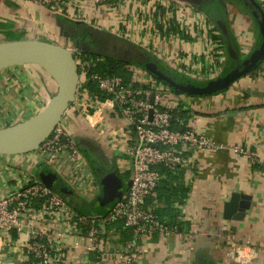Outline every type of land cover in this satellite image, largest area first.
<instances>
[{"label": "crops", "instance_id": "crops-1", "mask_svg": "<svg viewBox=\"0 0 264 264\" xmlns=\"http://www.w3.org/2000/svg\"><path fill=\"white\" fill-rule=\"evenodd\" d=\"M258 1L264 6V0ZM220 2L226 5H223V11L241 54L249 55L257 43V26L242 9L229 13L230 6L239 8L233 1ZM79 6L86 18L83 22L121 37L127 34L129 24L126 21L132 17L130 3L125 5L128 9L126 14L103 5L97 9L86 3ZM65 17L30 0H0V41L45 38L62 44L69 41L64 33L66 24L62 19ZM132 21L135 26L129 40L167 55L171 62L177 59L175 68H172L175 71L184 74L191 65L204 62L206 45L203 41L171 37L169 29L157 32L143 25L140 17ZM54 86L50 77L32 64L0 71L1 127L37 113L53 93ZM179 97L182 109L188 112L187 124L205 133L221 148L197 151L193 165L184 171V183L189 192L186 199L177 204L183 235L169 233L162 237L156 234L151 239L139 240V264H264V60L252 75L241 77L224 92L206 97ZM10 116H13L11 120ZM68 120V114H64L61 122L68 125ZM73 127L72 140L81 147L88 164L80 175L81 181L85 182L79 183L81 187L86 185V181L98 185L90 165L89 148L105 157L111 155L123 179L125 173H129V178L124 181L131 179L130 162L124 153L95 131L88 132L78 124ZM234 145L242 146L256 159L234 153L231 148ZM40 163L43 162L38 161L35 153L0 155V196L14 185L13 178L18 170L34 174V167ZM232 192L250 198V207L241 220H227L222 216L224 203ZM73 193L81 202L93 205L98 214L110 209L109 205L97 203L99 192L94 197ZM97 227L96 253L86 254L88 239L78 228L69 230V240L64 233L68 247L63 246L58 254L61 257L59 264H123L115 255L127 240L123 228L117 222L102 225L99 221ZM238 247H243L240 254L237 253Z\"/></svg>", "mask_w": 264, "mask_h": 264}, {"label": "built area", "instance_id": "built-area-1", "mask_svg": "<svg viewBox=\"0 0 264 264\" xmlns=\"http://www.w3.org/2000/svg\"><path fill=\"white\" fill-rule=\"evenodd\" d=\"M30 1L77 21L86 19L79 6L81 3L92 5L95 9L103 5L124 14L128 12L125 5L130 3L132 17L126 21L129 24L127 34L122 37L129 40L135 26L132 19L140 17L143 25L157 32L169 29L171 37L203 41L206 45L204 62L191 65L184 72L197 80L204 75H212L216 68L222 70L225 62L222 50L209 35L212 25L206 15L179 0ZM62 45L72 52L78 72L76 96L69 108L73 107V113L81 116L99 137L105 134L100 124L104 110L108 111L110 120H123L124 125H118V131L127 132L125 141L118 145L110 144L129 159L131 184L105 215L84 216L77 214L37 175L18 170L13 178L14 185L0 196V264H59L61 257L58 254L63 246L68 247L64 233L69 240V230L77 228L87 236L86 254L96 253L97 221L102 225L120 221L124 227L131 229L132 239L126 240L115 255L123 264H139V240L151 239L156 234L162 237L169 233L183 235L177 225L160 223L154 208L148 205V198L156 197L157 184L163 177L157 168L163 165L171 170L186 171L193 165L197 151H215L221 146L174 115L178 107L182 109L179 96L185 95L174 93L164 83L134 65L124 67L128 73L127 80L95 71L93 68L101 62L100 59L83 54L69 41ZM172 60L171 67L175 68L177 59ZM90 84L97 86L104 99L90 89ZM173 126L179 128L174 129ZM71 136L60 122L34 153L38 161L48 164L57 174L59 169L62 173L68 170L67 185L73 191L83 197H94L99 192L97 184L87 181L82 187L79 184L82 182L81 172L88 168V164ZM231 148L238 155L256 159L242 146ZM242 249L238 247L237 253L240 254Z\"/></svg>", "mask_w": 264, "mask_h": 264}, {"label": "water", "instance_id": "water-1", "mask_svg": "<svg viewBox=\"0 0 264 264\" xmlns=\"http://www.w3.org/2000/svg\"><path fill=\"white\" fill-rule=\"evenodd\" d=\"M243 2L258 21L260 40L251 57L242 60L235 49L229 29L217 24L224 40L227 55L233 66L207 82L200 84L188 80L183 75L168 73L160 66V61L150 52L136 43L87 24L83 21L72 22V30L79 37V43L85 51L107 56L114 60L134 65L164 83L171 91L188 97H206L224 92L238 79L252 75L264 60V9L258 0H239ZM208 15V11L202 8ZM71 41V40H70ZM32 64L41 69L55 83V91L45 105L31 117L0 128V155L14 156L34 153L39 146L52 134L55 127L62 121L65 112L75 100L78 72L72 52L62 44L45 38H27L0 41V71L16 66ZM92 172L99 187L97 203L115 204L124 190L131 184V179L124 181L116 167L104 170L91 163ZM34 174L50 189L60 195L67 203L74 196L73 191L48 164L40 163L34 167ZM250 198L238 192H232L224 203L223 218L241 220L250 207Z\"/></svg>", "mask_w": 264, "mask_h": 264}, {"label": "trees", "instance_id": "trees-1", "mask_svg": "<svg viewBox=\"0 0 264 264\" xmlns=\"http://www.w3.org/2000/svg\"><path fill=\"white\" fill-rule=\"evenodd\" d=\"M233 1L236 5L239 6L240 9H242V11L245 14H248L249 17L252 19L253 23L257 26V30H258V38H257V43L260 40V32H259V27H258V21L255 18L254 14L248 10V8L246 7V5L239 1V0H231ZM218 5V11H217V16L223 23V25H225L230 32V36L233 40V44L235 49L238 51L239 55L242 57L243 60H248L251 57V54L254 52L256 46L254 48V50L246 56H243L240 52L239 46L237 44L236 41V37L234 36V33L228 23V19L226 17V14L224 13V7H222L220 5L219 2H217ZM261 4V3H260ZM262 5V4H261ZM198 6V5H197ZM263 9L264 6L262 5ZM203 8V7H201ZM209 13V12H208ZM206 14V13H204ZM207 15V14H206ZM210 15V16H209ZM207 15V21L212 25L211 30L209 31V35L211 36V38L217 42V44L219 45L218 49L222 50L223 54H224V65L223 68L220 72L219 75H221L222 73L226 72L227 70H229L232 66H233V62L232 60L229 59L228 55H227V51H226V46H225V40L221 34V32L219 31V29L216 27V17L211 14ZM63 22L66 24V30H65V34L67 35V38L69 39V41L74 44L75 46H77L82 52L83 54L90 56L94 59H100V63L96 65V67H94L93 69L95 71H98L100 73H106V74H110V75H116V76H120L122 78H124L125 80H127L128 77V73L125 70V66L127 65L126 63L114 60L110 57L107 56H101L98 55L96 53H91L88 51H85V48L82 44H80L79 41V37L77 36V34L72 30L71 25H73L72 22H68L65 18L62 19ZM211 21V22H210ZM161 28V27H159ZM150 54L157 58L154 54H152L150 52ZM160 61V66L163 67L165 70H167L168 73L171 74H176V75H183L186 79L188 80H195L200 84H203L205 82H207L208 80H197V79H193L185 74L179 73L178 71H175L173 69H171L170 67H167L159 58H157ZM218 75V76H219ZM90 89L97 93L98 96H100L101 99H104V96L101 95L97 89V86L94 84H90ZM178 95H182L181 93L178 92H174ZM187 111L181 109V107H178L175 111H174V115L178 118L184 119L186 121L187 119ZM173 124L175 125V121L173 122ZM174 129L179 128L177 126H173ZM78 148L82 151L80 146H78ZM158 171L161 173V175L163 176L156 187V197L154 198H148V205L152 206L154 208V214L156 216V219L166 225V226H171V225H177L179 230L182 229V223L178 222L179 221V209L177 204L182 203L186 197L187 194L189 192V188L187 185H185L184 183V170H171L163 165L159 166ZM123 178V177H122ZM129 178V173L126 172L125 173V177L124 179ZM67 184V183H66ZM69 187V186H68ZM70 188V187H69ZM67 204L79 215H84V216H96V215H105L106 213L103 214H98L97 212H95L93 210V205H86V203L81 202L80 200H78L76 198V196H72ZM108 207H111L112 205L108 204ZM117 223H119V227L123 228V234L125 235L127 240L132 239V231L131 229L124 227L123 223L118 221Z\"/></svg>", "mask_w": 264, "mask_h": 264}, {"label": "rangeland", "instance_id": "rangeland-1", "mask_svg": "<svg viewBox=\"0 0 264 264\" xmlns=\"http://www.w3.org/2000/svg\"><path fill=\"white\" fill-rule=\"evenodd\" d=\"M181 1V0H179ZM183 2V1H181ZM184 3V2H183ZM229 13H235V10L238 9L240 10V8H236V6H230L229 7ZM250 19V18H249ZM251 20V19H250ZM249 24V22H248ZM248 29H251L250 27H248ZM131 41V40H130ZM67 41H63V43L65 44ZM133 42V41H132ZM142 48H145V49H149V46H141ZM149 51L154 54L157 58H159L166 66L170 67L171 69L173 67H171L173 65V63L168 60V56L167 55H162L159 51H153L151 48L149 49ZM173 70H176V69H173ZM221 71V68H216L215 71L212 73V75H208L204 77H202L201 79L199 80H205V79H208V78H213V77H216L217 75H219ZM55 87V86H54ZM55 91V88L53 90V92ZM73 107L69 108L67 111H66V114H68L69 116V120H68V125L66 124H63L64 125V128L65 130L69 133V134H72L73 131H74V127L73 126H77L78 125H81L83 126L85 129H88L89 131L88 132H91L93 131L94 132V129L87 126V124H85V122L83 121L82 117L79 116V115H75L72 111ZM38 110V109H37ZM14 115V114H13ZM13 116H10L9 120L12 119ZM77 121V123H76ZM101 128L104 130L105 134L103 136V139L106 140V142H109V143H114L115 145H118V143H123L126 139V136H127V132L125 131H118V125H124V122L122 119H109L108 118V111L107 110H104V113H103V119L101 121ZM2 125H0L1 127ZM92 132V133H93ZM95 133V132H94ZM107 144V143H106ZM84 155V154H83ZM85 157V155H84ZM44 158L47 159V156H45ZM86 159V157H85ZM58 174L64 179V181L66 183H68V170H64V172L62 173L61 170L59 169L58 170ZM104 205H107V204H104Z\"/></svg>", "mask_w": 264, "mask_h": 264}, {"label": "flooded vegetation", "instance_id": "flooded-vegetation-1", "mask_svg": "<svg viewBox=\"0 0 264 264\" xmlns=\"http://www.w3.org/2000/svg\"><path fill=\"white\" fill-rule=\"evenodd\" d=\"M181 1H183L184 3L188 4L189 6L193 7L194 9H196L200 12H202L201 7H203V8H205V10H207L209 12L208 15L211 14V15H213V17L217 16V11L219 9L218 8L219 4L217 2H219L222 7L226 6L225 4L220 2V0H216V1L215 0H181ZM202 13H204V12H202ZM207 17L208 16L206 15V18ZM216 23L223 25L222 21L218 17H216ZM87 150L89 151V155H90L89 158H90L91 163L95 164L96 166H98V167H100L106 171L111 170L112 168L115 167L114 163L112 161L113 158H111V155H108V157H105L104 155H99L98 153H96L94 151V149H92V148H89ZM83 154H85V153L83 152Z\"/></svg>", "mask_w": 264, "mask_h": 264}]
</instances>
